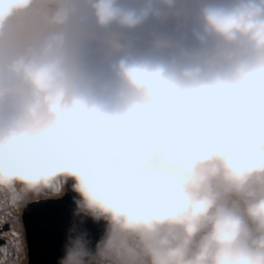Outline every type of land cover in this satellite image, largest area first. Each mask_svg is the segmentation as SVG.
<instances>
[{
    "label": "clouds",
    "instance_id": "9594fccd",
    "mask_svg": "<svg viewBox=\"0 0 264 264\" xmlns=\"http://www.w3.org/2000/svg\"><path fill=\"white\" fill-rule=\"evenodd\" d=\"M58 179L57 264H264V0H0V191Z\"/></svg>",
    "mask_w": 264,
    "mask_h": 264
},
{
    "label": "water",
    "instance_id": "95a60500",
    "mask_svg": "<svg viewBox=\"0 0 264 264\" xmlns=\"http://www.w3.org/2000/svg\"><path fill=\"white\" fill-rule=\"evenodd\" d=\"M67 184H70L71 201H65L61 206L40 204L30 208L25 216L29 264H57L63 255L70 228L86 232L89 247L93 249L106 231V224L103 221L94 222L88 216H73L75 193L71 190V182ZM69 218L71 219L68 225Z\"/></svg>",
    "mask_w": 264,
    "mask_h": 264
},
{
    "label": "snow or ice",
    "instance_id": "6c2138e0",
    "mask_svg": "<svg viewBox=\"0 0 264 264\" xmlns=\"http://www.w3.org/2000/svg\"><path fill=\"white\" fill-rule=\"evenodd\" d=\"M61 190L64 195L59 199H38L26 204L25 201L31 197H20L15 192L7 196L0 192V264H24L27 244L25 216L28 210L40 204L61 206L65 201H71L70 184L63 188L60 185L55 186L51 189V194H58Z\"/></svg>",
    "mask_w": 264,
    "mask_h": 264
},
{
    "label": "rangeland",
    "instance_id": "374dc122",
    "mask_svg": "<svg viewBox=\"0 0 264 264\" xmlns=\"http://www.w3.org/2000/svg\"><path fill=\"white\" fill-rule=\"evenodd\" d=\"M57 185H60L63 188V186L67 185V183H65V181L62 180V179H58V180L53 181L48 188L43 189V190H41L39 192H36V193H23L19 187H14V189L4 190V191H0V192L4 193L7 196H11L13 194V192H15L20 197H31L30 200H26L25 201V204H26V203H30L32 201H36L38 199L58 198V197L63 196L64 195V191L63 190L59 191L58 194H55V195L51 194V189H53ZM104 235H105V233H104ZM104 235H103V237H104ZM25 249H26V251L24 253L25 264H29L28 257H27V244L25 245Z\"/></svg>",
    "mask_w": 264,
    "mask_h": 264
},
{
    "label": "bare ground",
    "instance_id": "6f19581e",
    "mask_svg": "<svg viewBox=\"0 0 264 264\" xmlns=\"http://www.w3.org/2000/svg\"><path fill=\"white\" fill-rule=\"evenodd\" d=\"M12 189H14V188H12ZM50 189V188H49ZM11 190V189H10ZM24 264H25V260H24Z\"/></svg>",
    "mask_w": 264,
    "mask_h": 264
}]
</instances>
